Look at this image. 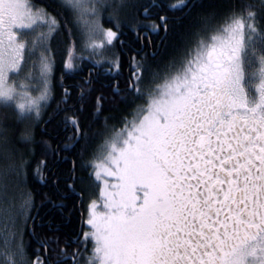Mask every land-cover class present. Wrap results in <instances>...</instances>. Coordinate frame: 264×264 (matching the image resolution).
Returning <instances> with one entry per match:
<instances>
[{
	"label": "snow or ice",
	"instance_id": "6c2138e0",
	"mask_svg": "<svg viewBox=\"0 0 264 264\" xmlns=\"http://www.w3.org/2000/svg\"><path fill=\"white\" fill-rule=\"evenodd\" d=\"M188 6L179 0L169 7ZM52 8L36 0H0V107L8 110L0 114L6 160L0 170V264H264V0L233 2L222 14L191 0L196 25L159 58L143 49L161 25L167 34L168 18L150 20L149 8L137 0H55ZM105 12L116 31L104 28ZM62 28L70 37L75 30L80 41L68 46L63 69L71 74L91 61L88 85L100 69L120 75L119 55L111 49L123 29L141 45L129 49L124 89L119 81L110 85L114 100L135 107L122 117V127L105 123L102 153L83 164L99 188L88 205L89 230L63 244L59 236L39 238L34 197L24 188L35 144L58 155L83 141V155L97 134L61 106L70 89H63L55 108L50 103L52 43ZM102 99L90 114L96 120ZM9 112L23 126L15 136ZM41 121L49 136L62 125L66 142L52 148L50 140L38 141ZM36 171L43 180L40 165ZM67 187L75 191L73 183ZM15 190L21 192L18 204ZM52 203L65 207L63 200ZM30 220L39 245L35 256L23 239ZM69 243L77 245L71 253Z\"/></svg>",
	"mask_w": 264,
	"mask_h": 264
},
{
	"label": "flooded vegetation",
	"instance_id": "af4514ba",
	"mask_svg": "<svg viewBox=\"0 0 264 264\" xmlns=\"http://www.w3.org/2000/svg\"><path fill=\"white\" fill-rule=\"evenodd\" d=\"M213 0H202L203 4H210V2H212ZM230 1V0H229ZM138 3L143 4L144 6L148 7L150 10L151 15L149 16L150 20H154L156 21L157 24H160V20L159 17L161 15L166 16L167 19V24L169 26V30L170 28L174 26V24L177 23V26H182L186 23L189 22V20H191V18L193 17V13L196 12V10L191 9V0H186V2L188 3V7L187 8H177V9H171L169 6L171 4H179V0H147L144 3V0H137ZM227 2V1H226ZM235 2H241V0H236ZM244 2H251V3H256L259 4V0H244ZM223 13V12H222ZM220 13V14H222ZM141 19H144L143 16L140 17ZM110 27L113 28L114 31H116L117 29L115 28L114 24L110 25ZM109 28V27H106ZM123 34L119 36V38L114 41L118 51H116V53L119 55L120 58V75L116 76L114 74H108L105 73L103 71V69H100L99 74H97L96 72L92 73L91 76V80L92 83L91 85H88L84 82L85 78L89 77V69L92 67V62L85 60L83 62L82 65V69L83 70H79L76 71L74 73H68V72H64L61 75H57L56 76V82H57V91L58 89L61 90L62 92L60 93H53V99L50 100V103L52 105L53 108L56 107L57 102L61 101V98L63 96V89L68 88L71 90V96L67 101L66 105H61L62 107H66L67 109V114L68 115H72L73 113L77 114L80 116V120H81V125H84V118L87 115H90V111L89 106H91L92 102H94V100H96V98L98 96H102L103 99L99 102L101 105V110L99 111V113L101 112H106L107 110H109L108 105L109 104L111 107L116 106L117 105V101H119L118 99H113V91L112 88L110 87V85H112L115 81H119V85L121 89H124L126 81L129 79L130 77V58L133 55V52H131L129 49H134V50H138L140 49L141 45L139 42L135 41L134 35L128 31L127 29H123ZM165 33L163 25L160 26V31L158 35H153L152 36V46L151 47H146L143 49L144 52H151V51H157V54L160 50V47L162 46L161 43L162 41L167 37L168 35ZM77 40L75 41L77 45H79L80 41H79V34H76L75 37ZM121 41H123L124 43H121ZM145 44H147V41H145ZM138 58V57H137ZM105 67H107V65H105ZM153 67H155V65H153ZM84 88L85 89V99L83 101L79 100V95H80V89ZM94 89V90H89V89ZM53 89V88H52ZM97 102V100H96ZM142 101L137 99L136 103H141ZM81 103L83 104V110L80 111V107H81ZM121 105H125L126 109L124 111V113H122L120 119H118V121H115L113 123H111L112 121L107 120V121H103L104 119L101 118V116L99 115V119L96 120L95 119V115H92V121L90 122V126H91V130L92 132L97 133L96 135H94L86 150H84V154L80 155V149L82 147V145L84 144L83 141H81L80 144H78L76 146L75 149L73 150H69V151H61L59 152L58 155H53L51 152H46V150L43 153V157L41 158V162H46V166L44 164L41 165V170L44 174V179L42 180L40 177V180L43 181V183H58V182H72L75 180H82L84 181L85 179H88V173L91 171L90 168H85L83 166L84 162H79L77 161V157H82V158H87L88 154H89V159H87V161H91L93 159H95L98 155H100L103 151V143H104V139H105V123H107L109 126H114L115 128H120L123 126V120L122 117L124 116H128L129 113L131 112V110L135 107L134 104H126V103H121ZM52 109L49 108L48 111H51ZM127 110V111H126ZM129 112V113H128ZM92 114L96 113V104L93 107V109L91 110ZM65 115V113H61V117H63ZM130 118V117H129ZM42 126L41 128V133L39 134L37 133V131H39V127ZM40 126L36 127L35 129V133H36V139L39 141L42 137L44 139H48L51 141L52 144V148H56L57 145H62L63 143L66 142V136L67 134L63 131V126L61 125V127H59L57 129V133L58 134H54V135H47L46 132L43 131L44 128V124L43 121L40 122ZM71 131V128H69V132ZM39 144V143H37ZM41 145V144H40ZM94 146V147H93ZM43 147V146H42ZM44 148V147H43ZM91 148H93V152ZM64 157H67L68 159L65 160ZM73 161H75V171L74 173L72 172L73 169ZM72 163V169L70 171H67L66 166L69 165V163ZM35 166L36 161H34ZM36 168V167H35ZM75 177V179H72V177ZM83 178V179H81ZM70 190V189H69ZM88 192V191H87ZM77 193H82V197L80 195H78ZM87 196L88 193L85 195L83 192H80V189L73 191H69L67 192V195L64 196L66 199L69 197H74L77 201L78 204L77 205H67L65 207V209L69 208L70 211L75 212L78 211L77 213V217L78 219V230L74 233H76V235L70 236L69 238L72 237H76L77 235L82 236V233L84 231H88V226L86 225V221L88 219V205L89 203H87ZM83 200V202L79 201ZM81 200V201H82ZM68 201V199H67ZM76 201V202H77ZM43 203H41L40 205H38L35 208L34 214L33 216H35V224H36V230L37 233L39 234V237L43 238L46 237V235L44 234V230L50 220V223L52 224V220L55 217V209L54 207H48V208H44L43 207ZM53 213V216H50V213ZM70 214L69 216V221L68 223H74L73 220H76L75 214ZM31 223V221H30ZM32 224V223H31ZM42 225V226H41ZM30 227V226H29ZM53 232L57 229V228H51V226L49 227ZM31 230V229H30ZM50 237H53L50 236ZM77 245L76 244H71L69 243V248L72 250L73 248H76ZM88 249H91L92 245L91 243H89L87 245ZM42 251L40 253V255L44 254V250L43 248H41ZM71 253V252H69Z\"/></svg>",
	"mask_w": 264,
	"mask_h": 264
},
{
	"label": "trees",
	"instance_id": "16d2710c",
	"mask_svg": "<svg viewBox=\"0 0 264 264\" xmlns=\"http://www.w3.org/2000/svg\"><path fill=\"white\" fill-rule=\"evenodd\" d=\"M147 0H144V3ZM166 1V0H165ZM227 1V2H226ZM236 0H213L212 2H210V4H204L205 5V9L209 12L211 11H216L218 14L224 12V7L230 3L235 2ZM55 0H36V3H44L46 6L49 7V10H53L52 6L54 5ZM116 3H119V1H117ZM197 11L195 13H193V17L191 18V20H189L188 23L182 25V26H177V23L174 24L173 27L170 28V31L168 32L167 37L162 41L161 43V47L160 50L158 52V58L160 57L161 54H166L172 51V45L173 44H179L180 42V36L182 34H185L187 32H190L191 30H193L194 26L197 23V19H196V15H197ZM108 15V12H105ZM121 15H123V13H121ZM104 24L106 26H110L113 25L112 22L109 21L108 16L104 15ZM71 26V25H69ZM76 32L75 30H73V35L70 37L68 35V33L66 31L63 30V28L61 29V32L59 33V35L56 37V39L53 41L52 43V47H53V51L55 53V70H54V74L52 76V85H53V92L54 93H61L62 89L57 91V82L56 80V76L59 74H63L64 72H67L66 70L63 69V61L64 59L67 57V48L68 46L71 44L72 41H76L77 39L76 37ZM112 52L118 51L115 43L111 49ZM165 59L167 58L166 55L164 57ZM149 59H151V57H149ZM95 104H97L96 100H94V102H92L91 106H89V113H91V110L93 109V107L95 106ZM108 108L109 110H107L106 112H101L98 113V116L100 115L102 119H104L103 121H106L105 118L107 117H114V119H108L110 121H112L111 123L118 121V119H120L122 113H124L126 107L125 105H121V102L117 101V105L111 107L109 104ZM7 110L0 107V114H3L4 112H6ZM127 111V110H126ZM129 113V112H128ZM100 120V119H99ZM92 121V115H87L85 116L83 122L90 124V122ZM8 123L11 124L14 129L15 132L12 134L13 136L17 135L18 132L20 131V129L23 127L22 125H18L15 124L14 119L12 118L10 112H9V118H8ZM41 128L42 126L39 127V131H37V133L42 134L41 133ZM34 152L28 157L29 159V163L27 165V176H26V187L28 190H31L33 197H34V202H35V207L32 208L31 212L32 214H34L35 208L40 205L41 203H43V207L46 209L48 207H54L55 209V217L54 219L51 221L52 224L50 223V220L44 230V234L46 235V237H50L53 235L54 236H59L60 240H61V244L64 243L65 239L69 238L70 236L76 235V232L78 230V217H77V213L78 211L73 212L75 214L76 220H73L74 223H68L69 221V216L72 213V211H70L69 208L65 209V207L67 205H77L78 201L74 198V197H69L67 199L64 196H61L60 193H67L69 192V188L67 187V184L69 182H58L56 184L54 183H43L42 180H40V175L37 174V166L38 165H42V160L41 158L43 157V153L45 151V149L42 147V145L40 144H35L34 146ZM94 147V146H93ZM86 150V149H85ZM92 153L93 152V148H91ZM89 154L87 156V158H82V157H77V161L79 162H85L87 161V159H89ZM34 161H36V166L34 164ZM36 167V168H35ZM72 163L70 162L69 165L66 166V170L70 171L72 168ZM71 183H73L75 185V190H79L80 192H83L85 195L87 194V189H85V186L83 184L82 180H75L72 181ZM63 200L64 201V205L65 207L63 208V210L61 211L60 208H58L56 206V204L52 203V201H56L59 202ZM77 201V202H76ZM81 202V200L79 201V203ZM83 202V201H82ZM72 213V214H73ZM52 212L50 213V216L54 215ZM36 225V224H35ZM51 228H59V231L57 232L56 230L53 232L52 230H49L50 227ZM35 231L37 233V230L35 228ZM38 234V233H37ZM41 238V237H39ZM23 239L28 247V251L30 253V255L35 256L36 253L33 251V249L39 247V245L37 244V237H35L29 229V226H27L24 229V233H23ZM67 247H69V244L67 245ZM42 251V249H41ZM40 251V253H41ZM72 250L69 248V252H71Z\"/></svg>",
	"mask_w": 264,
	"mask_h": 264
},
{
	"label": "rangeland",
	"instance_id": "374dc122",
	"mask_svg": "<svg viewBox=\"0 0 264 264\" xmlns=\"http://www.w3.org/2000/svg\"><path fill=\"white\" fill-rule=\"evenodd\" d=\"M117 1H119V0H115V2H117ZM33 95H36V93L33 92ZM5 164H6V160L4 159V155H3L2 152H0V170H2L4 168ZM0 179H2V176H0ZM83 184L85 186V189H87V191H88L87 192L88 193L87 200H90L91 201L92 199L97 198V196L99 195V188H98V186L92 184V182L90 181L89 178L88 179H85L83 181ZM24 188L27 189V187H26V181H25ZM14 195L16 197L15 202L18 204L20 202V200H21V192H20V190H15Z\"/></svg>",
	"mask_w": 264,
	"mask_h": 264
}]
</instances>
